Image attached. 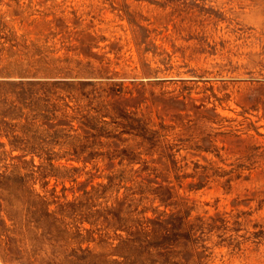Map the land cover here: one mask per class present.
<instances>
[{"label": "rangeland", "instance_id": "1", "mask_svg": "<svg viewBox=\"0 0 264 264\" xmlns=\"http://www.w3.org/2000/svg\"><path fill=\"white\" fill-rule=\"evenodd\" d=\"M151 135L157 147L141 146ZM159 153L149 165L172 187L171 204L147 194L140 216L188 211L191 238L121 262L114 231L103 244L98 233L87 237L83 228L98 226L79 224L73 206L65 221L86 237L68 231L63 255L88 248L97 264H264V0H0V264L39 263L20 232L36 193L72 201ZM124 192L106 190L82 210Z\"/></svg>", "mask_w": 264, "mask_h": 264}, {"label": "trees", "instance_id": "2", "mask_svg": "<svg viewBox=\"0 0 264 264\" xmlns=\"http://www.w3.org/2000/svg\"><path fill=\"white\" fill-rule=\"evenodd\" d=\"M83 117L84 115L82 118ZM90 129H94V127H91ZM85 136H91L93 137V140L101 144V142L97 140L98 137L93 133L87 132ZM150 137L151 138H145L142 136L140 145L143 147L149 145L151 148L154 146L157 147V138L153 135ZM92 146V143L90 146L81 144V150L74 151L76 158L80 159L82 157L81 155L87 150V148ZM162 157L163 154L159 153L157 159L143 160L141 162L138 160L139 158L132 156L129 158L131 159L130 163L141 162V167L139 169L130 168L129 171L124 169L112 172L107 176L108 183L106 185H93L89 190L83 191V195L80 198H76L72 201H59V196L54 195L55 190H52L50 193L52 198L50 201L45 199L44 195L36 193L38 197L37 208L32 212L31 216L26 219V224L24 222L22 225L20 222V232L22 235H28V237H30L29 234L31 235L30 239L34 242L33 246L36 249L34 250V254L36 253L37 255L36 261H39L38 264H71L79 261L87 263L88 259H90L91 263L95 261L97 264L99 261L95 260L97 255L88 248H78L66 256L60 251V248L63 246L61 243L62 240L63 243L67 242L64 241L63 238L69 236L68 231L73 228V232H75L73 238L81 237L83 233L81 232L82 228H80L79 224L90 218H93L91 222L92 225L98 227L94 229L83 228L86 232V236L88 237L92 234L94 235L98 233L99 244L107 243L109 238L112 237V234H108L107 232L112 229L115 238L118 240V243L114 246V251H116L119 246L123 249L122 252L118 254V256L123 259L121 262H131L135 258L132 259V256H134L133 253L140 252L144 249H148L149 251L157 250V252L174 250L177 247V245H175L176 242L180 243L177 239L179 237L189 240L192 236L191 231L194 228L192 224L187 225L186 222L184 223V218L188 216V211L184 216H179L178 214L181 210H178L169 214L166 218L163 217L165 214L164 212L157 214L154 219L140 216V214L143 213V209L139 210L138 207L146 198L144 196L147 194L153 195V198L158 199L161 203H165L166 205L171 204H168L167 201L172 197V187L168 184L165 185L162 183V181H166L165 179L158 182L157 178L161 175L159 169L153 168L149 165L151 162L160 163ZM82 160L86 162L87 158L83 157ZM22 162L24 164L26 163V161ZM15 167H19V165H15ZM37 168V171L31 169L29 175L26 176L33 177L34 173H37L38 170L41 171V169H39L41 167ZM44 171V176L53 172L52 170H49V172H46V170ZM142 173H145V175L140 176ZM152 174L154 175L153 178L150 177ZM22 178L24 181L25 178ZM127 181L131 182V185H125ZM152 183H156V186H152ZM122 187L125 189L124 195L122 197H116L111 205L96 209L93 214L91 212L85 213L82 210V207L85 210H89L96 206L97 204H91L97 202L99 198H102L103 193L106 190L115 189L118 193ZM51 203L56 204V207L49 211L48 205ZM98 205H100V203ZM73 206H77L76 215L80 216L79 224L75 226L65 221V219L69 217L67 208H74ZM57 215H59V217ZM174 221H179V223L174 224ZM117 230L123 231L124 234H118L116 232ZM86 236L83 235L82 237L85 238ZM166 236H171L172 240L169 242L156 240L159 237ZM69 237L72 238V236ZM94 240L95 238H93V241ZM45 245L50 248L48 253L44 249ZM184 245H186V243H184ZM40 250L42 251L39 252ZM112 255H116L115 252L112 253ZM114 261L115 260L113 259V262ZM103 263H106V261H100V264Z\"/></svg>", "mask_w": 264, "mask_h": 264}]
</instances>
